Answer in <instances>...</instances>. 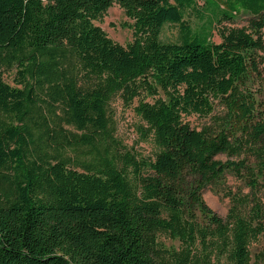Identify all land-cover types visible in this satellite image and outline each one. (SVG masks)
I'll return each instance as SVG.
<instances>
[{
  "label": "trees",
  "instance_id": "obj_1",
  "mask_svg": "<svg viewBox=\"0 0 264 264\" xmlns=\"http://www.w3.org/2000/svg\"><path fill=\"white\" fill-rule=\"evenodd\" d=\"M207 3L220 23L253 15L249 30L192 32L196 0H0V264H249L264 232V112L247 86L264 73V0ZM113 4L132 21L125 46L94 24ZM168 24L177 42L161 40ZM13 66L20 87L3 79ZM158 90L135 108L158 153L120 152L109 102ZM226 173L251 195L222 219L202 192Z\"/></svg>",
  "mask_w": 264,
  "mask_h": 264
},
{
  "label": "rangeland",
  "instance_id": "obj_2",
  "mask_svg": "<svg viewBox=\"0 0 264 264\" xmlns=\"http://www.w3.org/2000/svg\"><path fill=\"white\" fill-rule=\"evenodd\" d=\"M253 18V15L238 8L232 20L221 21L220 23L217 10H213L212 7L208 5L207 0H196L194 8L184 12L183 20L190 26L192 32L195 33L200 32L202 28H207L208 30L210 23H212L210 42L217 44L221 42V30L241 28L249 30L250 22ZM94 24L100 27L112 41L122 46L132 41V29L126 26L132 24V21L125 17L124 11L117 4H113V6L107 10L106 14L98 21H95ZM178 29L177 25H165L160 36L161 40L163 42H177L179 34ZM17 71L18 69L16 66L10 69L6 67L2 69L3 79L5 83L11 87H20L17 85ZM247 86L254 92L260 104V108L264 112V73H262V77L250 78L247 82ZM157 98H164V94L161 90H158L157 96L154 97V99L143 92L129 104L124 103L120 96L114 97L109 102L107 112L112 120L111 126H113V136L119 142L121 148H124L120 150V152L123 153L127 151L140 158L154 159L159 150L150 137L144 138L142 136L141 130L147 126L140 116L136 114L135 108L140 101L152 103ZM220 114H222V108L217 106L213 116ZM182 120L196 130H200L204 126L212 124L211 116L200 117L198 115H189L183 116ZM218 159L225 161L226 157L221 155ZM250 162H252L251 159ZM233 195L237 197L248 196L249 199L251 193L243 180L236 178L231 173H226L219 182L203 190L202 199L214 214L225 219ZM255 195L257 201L264 209V188L257 190ZM251 206L252 204H249V208ZM196 215L198 222L200 224H205V220L198 212H196ZM159 242L168 249L178 250L180 247V242L178 240L172 239L166 234L159 235ZM248 250L249 264H264V232L250 242ZM221 262L222 264H228L225 258H223Z\"/></svg>",
  "mask_w": 264,
  "mask_h": 264
}]
</instances>
